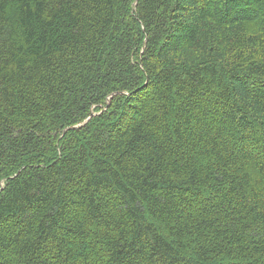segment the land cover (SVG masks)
<instances>
[{"label":"trees","instance_id":"16d2710c","mask_svg":"<svg viewBox=\"0 0 264 264\" xmlns=\"http://www.w3.org/2000/svg\"><path fill=\"white\" fill-rule=\"evenodd\" d=\"M0 264H264V0H0Z\"/></svg>","mask_w":264,"mask_h":264}]
</instances>
